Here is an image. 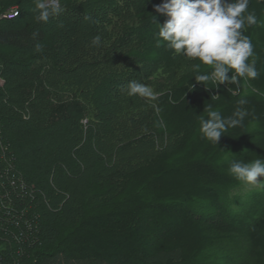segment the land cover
Here are the masks:
<instances>
[{
    "label": "trees",
    "instance_id": "16d2710c",
    "mask_svg": "<svg viewBox=\"0 0 264 264\" xmlns=\"http://www.w3.org/2000/svg\"><path fill=\"white\" fill-rule=\"evenodd\" d=\"M10 1L19 2L21 9L16 19L0 21L12 24L0 27V48H12L21 54L8 57L0 50V74L15 80L23 78L17 91L28 104L47 99L49 106L41 125L23 122L17 115L0 118V160H5L0 168L9 161L11 173L17 171L25 181L18 192L5 179L0 183V264H45L57 257L105 264H264V187L238 181L228 172L232 160L264 158V25L243 30L253 43L259 77L216 87L212 82L203 85L193 79L197 74L193 65L199 61L177 54L164 44L157 46V24H163L167 17L156 13L153 6L162 0H133L130 4L128 0H107L106 5L130 13L133 20L121 26V19L117 20V32L110 42L111 35L103 26L105 18L120 16L100 15L98 0L61 3L62 11L47 22L37 20L36 10L25 9L29 0H0L1 12L11 5ZM248 11L264 21V0H249ZM30 15L34 17L24 26L13 25ZM65 16L75 18L76 35L69 36V26H65L54 33L65 44L39 47L52 37L42 25L64 21ZM95 36L101 38L99 46L90 40ZM116 49L125 51L121 60L135 66L177 72L186 68L159 92L154 107L145 111L140 123L145 133L136 140L143 145L147 138L165 137L172 140V145L131 167L93 175L87 190L74 197L75 215L70 212L69 218L52 220L46 217L47 211L61 212L65 204L58 209L54 206L64 199L54 192L59 185L52 184L50 175L59 174L57 160L66 161L51 140L52 130H61L60 126L85 114V88L74 83L76 90L65 98L56 91L52 93V86L35 77L34 66L45 58L57 74H64L74 65H85L87 53L91 54L90 65L95 67L106 53ZM199 71L206 74L211 68L202 65ZM241 99L247 101L242 106L247 112L242 126L230 128L217 145L204 139L199 121L206 115L205 105L211 104L229 117ZM2 101L0 98V108L6 110L10 100ZM100 113L99 117H104V112ZM69 132L70 139H75L73 131ZM13 144L18 150L9 160L6 152L10 153ZM76 148L73 153L71 147L64 150L68 157L75 154L78 160L80 149ZM27 154L36 158L28 157V163L20 164ZM38 154L44 159L37 160ZM174 253L178 254L175 260L158 259L161 254Z\"/></svg>",
    "mask_w": 264,
    "mask_h": 264
},
{
    "label": "rangeland",
    "instance_id": "374dc122",
    "mask_svg": "<svg viewBox=\"0 0 264 264\" xmlns=\"http://www.w3.org/2000/svg\"><path fill=\"white\" fill-rule=\"evenodd\" d=\"M55 1L60 7L61 3L63 5H66L67 2L72 1L73 4L76 2L81 3L84 0ZM86 1L90 2L91 0ZM128 1L130 4V2H132L133 0ZM39 2L45 3L46 0H29V2L25 4L27 8H24L27 10L33 9L36 10L37 13H39V9L37 8V4ZM97 2H100L97 5L98 8H100V15L105 14L104 16H106V14H119L120 16H118V19L114 17H106V25H103L105 26L104 28H106L107 33H110L111 35L109 38H106H108L109 42L111 40L113 41L115 38V32H117L116 28L114 27V23L119 22L117 20L121 19V23L119 22V25L122 23L132 24L133 20L130 17L131 14H123L120 13L122 11H117V9L109 7L110 5H106L107 0H98ZM10 3L11 5H6L4 11L9 9H15L19 11L21 9L19 2L10 1ZM45 4L48 5L47 3ZM33 17L32 15L28 17L23 16L17 19L13 25L18 27L24 26L26 22H30L31 18ZM69 18V16H65L64 21L58 22L57 20H55L51 24L42 25L44 29L46 26V30H48V33L52 37L46 39L43 43H41V46L39 47L44 48L46 46V43H50L52 45L63 43H60L56 39V35H54V33L61 30L65 26H69L66 28L69 36L76 35L77 27L76 24H73L75 22L73 21L75 20V18L73 20H70ZM110 20L112 21V23ZM11 25V23H1L0 27ZM81 28H83V26H81ZM111 31L113 32V34L111 33ZM86 37L88 38V36ZM93 38L94 37H92L90 40H92ZM0 50H2L8 57H18L21 54L20 51H16L12 48H0ZM124 52V50L117 51L116 49L113 50L110 54L106 53L104 59H101L99 65L95 67L90 65L92 62L89 60L91 54L87 53L88 55H86V58L84 59V61L87 60V62L84 63L85 65H74L69 72L64 74H57L54 68L49 62L45 60V58L42 59V61L39 60L34 66V71L37 73L36 75V73L34 72V74L36 75L35 77L44 79V83L46 85L52 86V93L56 91V93L61 94V96L65 98L71 95V90H76V88H74V83H78L81 88H85V93L83 94L85 98V101L83 99L85 114L82 115V117L79 119L77 117L74 118L71 123H68L67 125L65 124L63 127L60 126L61 130L56 127L52 130L53 133L51 140L54 142V145L56 144L58 149L60 150V157L63 156L64 158H66V161H64V163H62L63 160H57V166L60 168V171L58 172L59 174L51 173L50 175V181H52V184L55 185V183H57V185H59L54 189V192L59 195L58 197L60 198V200L61 198L64 199L61 200V203L59 205L57 204V202L54 203V206H56L58 209L61 207V205L65 204L64 210L58 213L53 209L50 210L48 208L49 210L47 211L46 217L49 216L53 218L52 220H54V218L60 219V221L64 220L65 218H69V216H71V213L73 214L75 211H77V209L75 208L76 205L74 202V197H79L87 190L89 180L93 175H103L110 171H114L117 168L124 169L131 167L134 164L144 162L147 158L150 157L149 155L151 153L168 149L172 145V140L165 137L161 140L147 138L143 145L137 143L136 140L145 133V131L143 132V130H140L141 119L143 118L145 111L147 109L150 110L152 107H154L153 103L154 100L158 97L159 92L167 89L168 85H171V83L175 81L177 76L180 75L181 71L186 70V68L183 66V69L180 72H177V70H174L172 68L164 69L153 66H135V64L133 63H128L121 60V56L124 54ZM79 59L83 61L82 57H79ZM104 60H106V62ZM18 73L22 74L21 71H19ZM35 77L33 80L36 79ZM22 79L23 78H21V80H15L13 79V76L7 77L6 74H0V98H2V102L10 100V105L8 108H6V110L5 108H0V118L7 120L8 116L12 117L17 115L19 116L17 118H19V120H23V122L31 121L32 123H43L46 120L49 102L47 101V99H45L34 101L32 105L28 104V99L26 97H23V95H20L17 91V85L23 82ZM132 80L146 85L150 89V91H152L153 96L149 98H142L139 96L129 95L127 85ZM87 85L90 87H85ZM78 88L77 90L80 91ZM46 90L48 91L49 88ZM87 94H89V96H87ZM24 101L26 102L22 105V102ZM97 102L105 104V106L99 105ZM87 103L88 105H86ZM0 107H2L1 103ZM100 112H104V117H99V114H101ZM69 131H73L75 139H70V135H72V133ZM79 131H81L83 139L81 138V134L79 133ZM75 133L77 135V139ZM12 139L13 138H11V141L14 140ZM27 140L28 139L23 138V141L26 142ZM16 141L18 142V140ZM76 144L77 146H75ZM13 146V148L11 146L12 149L10 150V153L6 152V154H8L7 156L9 160L12 159L11 157L13 156V153H16L17 145L13 144ZM66 146L71 147V153L76 151L75 147H77L76 149H80L78 160L77 156L75 154H72L70 156L73 159L72 162L71 158L68 157L66 151L64 150V147ZM38 155L39 156H37V160L44 159V155ZM14 157L15 156H13V158ZM28 157H30L31 160H34V158H36L27 154L22 157L23 160H19V163H28L30 160ZM74 161L75 163L76 161H80L81 163H76L77 167L74 168ZM70 165H72L73 167H71ZM15 174H17V177H19L20 179L19 182H17L15 189V192H18V190L21 189V184L22 186H24L23 184H25V181H22V177L18 175L17 171H15ZM59 188L64 189L59 191ZM66 194H69V196H64ZM177 257L178 254L176 253L161 254L159 255L158 259L162 261L166 259L175 260L177 259ZM45 264L105 263L97 261H75L63 257H57L51 261L46 262Z\"/></svg>",
    "mask_w": 264,
    "mask_h": 264
},
{
    "label": "clouds",
    "instance_id": "9594fccd",
    "mask_svg": "<svg viewBox=\"0 0 264 264\" xmlns=\"http://www.w3.org/2000/svg\"><path fill=\"white\" fill-rule=\"evenodd\" d=\"M249 0H162L153 6L156 13L167 17L158 25L157 46L164 44L168 49L199 63L193 65L197 74L194 80L200 84L212 82L217 87L221 84H239L256 79L260 73L256 68V56L253 43L244 34L246 27L264 25L254 12L248 11ZM37 20L47 22L62 9L58 5L37 4ZM100 37L92 39L94 46H99ZM39 50V49H38ZM209 66L211 71L200 73L201 66ZM192 87V86H191ZM128 94L149 98L150 89L135 80L127 85ZM238 107L229 117H224L214 110L211 104L205 105V116L200 117V134L204 139L217 145L221 136L230 128L242 126L247 112L243 109L246 100H239ZM228 172L238 181L249 185L264 187V158L245 162L232 160Z\"/></svg>",
    "mask_w": 264,
    "mask_h": 264
},
{
    "label": "built area",
    "instance_id": "2783aa9c",
    "mask_svg": "<svg viewBox=\"0 0 264 264\" xmlns=\"http://www.w3.org/2000/svg\"><path fill=\"white\" fill-rule=\"evenodd\" d=\"M48 5H57V2L55 0H46V2ZM19 16V11L15 10V9H9L6 11H3L0 13V21L1 20H6V21H12L14 19H16ZM5 160H0V166H3V162ZM9 162V161H8ZM8 162L6 163L5 168H0V183H2V179H5L8 181V183L10 184V186H15L17 185V182H19L16 178V175L9 170L10 165L8 164ZM22 188V184L20 186Z\"/></svg>",
    "mask_w": 264,
    "mask_h": 264
}]
</instances>
